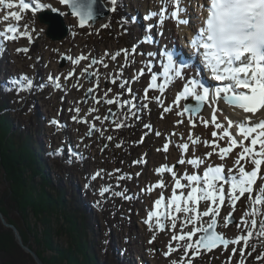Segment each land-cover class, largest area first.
Here are the masks:
<instances>
[{"label":"rangeland","instance_id":"rangeland-1","mask_svg":"<svg viewBox=\"0 0 264 264\" xmlns=\"http://www.w3.org/2000/svg\"><path fill=\"white\" fill-rule=\"evenodd\" d=\"M42 1L48 2L50 0ZM105 1L109 4L111 0ZM8 4L13 5L11 7V10L7 9ZM62 9L66 10V7L62 6ZM13 12L17 13L20 16L19 20H17L15 16L11 15V13ZM66 23L70 25L72 30L70 38L62 41H51L45 36L40 37V35H43L45 26L39 23L35 12H33L31 8L27 10L23 9L22 7H20V4L16 3V0H4V3H0V30L4 28L5 24L15 25V31H12L11 34L3 37L4 42L5 40L6 42H9L7 43L8 55L5 64H3V71L6 73V70H8L10 74L14 73L15 79H24L26 80V82H31L35 77L36 67L39 68L42 72L47 71L48 75L47 77H45L47 80L54 77V75L56 76L53 79V85H44L46 89L45 92L34 97L38 100V102L37 100L36 102L38 103L40 112H45L48 117L50 115L58 118L60 111H62L66 116L70 111H75L76 108L83 109L84 106L88 109L85 110V113L88 115V112L90 110V115L92 116L94 108H97V106L99 105V102L96 103L95 99L100 96L99 93L96 96L97 91L94 78L91 77L90 81L86 79L83 81L84 83L77 84L79 75L82 73L84 68H80L79 66L75 67L74 72L71 73L73 66L70 65L69 61L66 60L63 65L59 64V62L61 61V57L65 54L67 55L70 52L74 53L76 51H88L84 47L85 37L95 41L98 39L97 42L101 45V47H99L96 52L99 53V56L102 54V44L105 40L111 41L110 45L113 47V49L117 46V48L122 47L124 44L128 46L131 41L128 40L126 35H132V27L130 33H128V31L126 30L127 27L125 26L123 28H118L115 25H111L112 33L114 34L111 37L109 34H107V27L105 28V30L103 29L106 25H104L103 28L97 27V25L90 27V29L79 28L76 18L74 17H67ZM29 34L31 37L30 39ZM100 34L102 35L100 36ZM97 36H100V38H96ZM102 37L106 39H103ZM6 42L2 43L6 44ZM91 44H94V42H91ZM23 49H27V51H22ZM37 59H40L39 65L37 64ZM57 81L59 84L61 83V87L58 90L57 85L55 84L57 83ZM90 89V95L87 96V93ZM19 93L21 94H19V96H21L22 99L18 100V103L22 102L23 99L29 97L27 89H23ZM28 105L29 102H27V106ZM23 107H25V105H23ZM180 111V108H178V110H176L177 114L174 116V118H176V123L179 124L180 132L184 131L185 133L187 132L189 136L190 134L193 135H191L193 139L192 143H194L193 148L198 153V155L202 154V156L205 158L206 165L222 164L225 167L227 176L230 177H234V175H236V177L240 176V165H242L245 170L249 172L255 167V165L251 163V161L252 159H258V156H255L252 153V155L246 154L245 158L240 161V165L235 164V161L241 154H243V148L231 146V140L227 137L224 138L223 136H221V134L213 136L212 133L215 132V130H213L212 127H214V125H210L211 122H209L207 119H203V112L201 117L191 118V121L187 122V120L182 117ZM30 115V113L26 114L25 112H21L19 114L11 113L12 118H14L15 120L19 119L23 122H28L30 120ZM69 115H71V112ZM66 119L69 122V118ZM204 121H207L209 123L205 124ZM97 124H100V122H97ZM218 124L225 131L227 130L221 120H219ZM41 125L42 130L40 136H42V138L46 141L49 131L45 128V123L42 122ZM75 125L76 124L68 125V133L71 137L74 132H77V128H75ZM80 128H78V133L82 132L84 134H89L90 128L87 125H80ZM170 128V126H165L163 128V131L168 132L173 129V127L171 129ZM54 140H56L55 143L57 146L62 141L59 136ZM86 140L90 144L92 151V160L90 163H87V172L92 174L93 170L106 167L105 170H101L102 178L97 180V182L101 183L97 185L98 187L107 185V187H109L112 191V196L114 197L113 206L117 212L115 220L119 222L113 231V244L116 245V247L123 249L124 251H126L127 249V258L130 256L129 249H132L133 251H135L133 253V256L138 259V263L142 258L149 261L151 264L153 262L155 264L253 263L252 257L245 255L244 242L248 239L247 234L252 233L253 229L254 232L260 231L259 224L261 222V216L256 215L254 203L262 204L260 208L262 212H264V163H262L260 169L258 170L257 180L251 186L252 191L246 192L243 196H239L238 187L234 190L228 180H212L211 183L213 187L210 189V191L216 194V202L213 203V201L211 200H204L203 198H200L193 201H186V199L184 200V202L176 204L174 203L172 205V211L168 213L166 227L162 230L160 229V218L157 222L155 221L156 223H153L151 221L146 223L145 221L147 212L153 208L154 203L157 200L161 199L158 193L163 191L168 192L170 186H168V184H165L163 186H160L159 190H156L152 189L151 186H143V182H141L142 178H140L139 180L135 178H132L133 180H125L123 172L129 175L131 172H137L140 169V166L135 165L125 166V168L121 167L123 171L121 169H118L117 167H114L113 163L116 152L115 147L112 148L111 145H108V149L103 152L102 143L104 141L102 139V134L95 129L92 132V135ZM208 140L213 141L215 145L213 147L208 146ZM76 141H78V139H76ZM246 142L250 144V138L247 139ZM196 145H198L197 148H195ZM225 145H228L231 148V151L228 152L227 155H224L223 158H221L222 153L220 152V149ZM46 146L48 148V145L43 143L42 147ZM199 146H201L200 149ZM255 147L257 150L259 149L258 147H260V145L257 144ZM138 149L139 151L135 152V154L133 155L134 158L137 159L146 158L151 150L148 145H146L145 147H140ZM109 150H112L111 161L109 158ZM174 151L175 150L172 149L171 153H173ZM208 153H211V155H208ZM161 156L163 157V155ZM160 161L162 160H158V162ZM102 164H104V166H102ZM107 167L109 168V170H107ZM51 171L54 174L58 172L54 167H52ZM149 171H147L146 174V185H148L151 180L156 178V175L153 173L152 168L149 169ZM75 174L76 175L74 176L76 186L78 187V189H84L83 183L80 184L79 182V180L83 178L81 176L82 174ZM221 186L223 187L224 192L223 204H220L219 202V192L217 191V189H219ZM193 187L194 185L191 183H183L182 189L180 191L185 194L184 196H187ZM146 189H151V191H147ZM98 190L99 189H95V192L90 194L88 201L93 203L94 205H97L95 207L93 206V208L96 210V212L93 210L94 220H96L94 224L96 236L94 237V241L97 242L99 246L100 244H107V239L105 237L106 234L103 232L105 223L103 220V213L99 210L101 206V201H99L101 195L99 194ZM135 190L140 191L141 193L137 198L134 199L135 202L134 204H132L131 200H129V193L132 191L131 193L134 194V192H137ZM204 191L205 189L201 187L196 196L200 197L201 193ZM171 193L172 190L166 195L168 196ZM232 196H239V199L233 201ZM257 200H259L260 202L258 203ZM103 205L109 206L107 203H104ZM177 205H179L181 209H183L184 207H188L192 209V211L177 212ZM209 207L216 209L218 214H210L209 216H204V211H206ZM129 208H132L131 210L133 211L129 210ZM108 210L109 208L107 207V211ZM226 217L228 218L227 221L225 220ZM214 220L216 222V231L218 233L223 235V237L228 239L229 241L238 242L229 243L227 248L221 245L211 251H204L203 249L199 248L196 241L199 239L201 231L209 224H211ZM251 220L256 221L255 225ZM0 222L2 223L1 219ZM190 232L193 233L191 237L188 236V233ZM181 237L184 238L181 239ZM257 238L259 239V245L264 246V234L260 233ZM189 244L192 245L191 248L188 247ZM127 245L129 246L128 248L126 247ZM233 249H235V251H233ZM203 252H206L207 254H204ZM99 254H101L100 248ZM120 255L121 257H123L124 254L121 253Z\"/></svg>","mask_w":264,"mask_h":264},{"label":"trees","instance_id":"trees-1","mask_svg":"<svg viewBox=\"0 0 264 264\" xmlns=\"http://www.w3.org/2000/svg\"><path fill=\"white\" fill-rule=\"evenodd\" d=\"M112 17L120 19L116 13ZM3 62L0 57V71ZM19 88L18 82L0 83V110L13 105ZM28 102L23 111L31 114L28 122L15 121L8 112L0 114V211L45 264H123L110 244L111 227L118 225L117 212L104 203L97 208L103 213L104 233L109 240L98 246L94 241V205L87 201V195L80 192L72 177L51 171L49 154L39 137L41 118L33 96ZM256 211L261 216L260 231L253 229L247 234L244 251L252 257V264H264V246L259 245L257 238L264 234V212L260 206ZM0 264H36L31 254L22 249L12 229L1 222Z\"/></svg>","mask_w":264,"mask_h":264},{"label":"snow or ice","instance_id":"snow-or-ice-1","mask_svg":"<svg viewBox=\"0 0 264 264\" xmlns=\"http://www.w3.org/2000/svg\"><path fill=\"white\" fill-rule=\"evenodd\" d=\"M113 4L116 0H112ZM0 3H4V0H0ZM61 5H66L70 9V14L79 17V26L83 27L84 24L93 19V7L95 0H59ZM164 7L161 8L159 12H150L145 15V20H152L153 17H159V23L163 24L164 21L174 20L178 25H185L190 22V19L184 17L188 16V5L185 4V0H162ZM190 4V0H188ZM32 5V11L35 12L39 9L49 8L53 12L58 10L52 8L51 5H45L41 0H20V7L27 10ZM174 5V10L169 11V6ZM9 8L13 5L8 4ZM201 12L206 10V18L201 19L199 27L195 30L193 38L189 42L190 45L198 52L201 53L202 58L207 67L210 69L211 74L217 81H228L224 87H217L215 89V94L220 96L221 93H225L223 99L229 101L231 104L238 106L243 110L246 115L242 118L243 123L239 126V131L241 136L245 139L251 140V146H243V154L235 161L236 165H240V161L245 158L246 154L252 153L255 156H264V119H259V116H264V0H206L205 4H199ZM67 13L58 12V15L64 16ZM12 16H15L17 20L20 16L13 12ZM7 18V17H6ZM155 27L154 24L149 23L147 25L148 35L144 37L145 42L154 43V38L150 35L151 29ZM9 31H15L14 28L10 27ZM163 36V32L158 33ZM29 34V39H30ZM19 51V50H18ZM22 51H27L23 49ZM167 59L170 63H175L173 60V54L171 52H165ZM151 55V53H149ZM84 58V57H81ZM115 59V56L112 57ZM78 62V61H77ZM175 75L179 77L181 72L179 69L176 70ZM155 79V77H153ZM151 87V85H150ZM203 89V95L197 94L196 98L200 101L206 100L209 96L210 89L199 85ZM91 91V89L89 90ZM129 91H131L129 89ZM185 93L191 94V89L188 85L184 86L183 92L177 96V101L181 98V95ZM231 93V95H227ZM109 104L114 103L113 100H108ZM126 103V101H125ZM168 111V109H165ZM215 112L213 113V121H215ZM75 119V117L73 118ZM56 123V121H53ZM207 124V121H204ZM229 124L232 121L229 120ZM247 124V126H245ZM122 125L117 124V127ZM220 127L219 124L216 125ZM225 136L230 134L225 131ZM159 135V133H157ZM213 136L217 133L213 132ZM110 140L111 137H108ZM231 146H237L238 140L233 138L230 141ZM260 145L259 151L256 150V145ZM119 146V145H118ZM184 149L188 148L187 144L182 145ZM164 150L167 151V144L164 145ZM231 151V148H221L222 153L221 158L227 155ZM211 155V153H208ZM135 163V162H134ZM179 163H185L184 160H180ZM189 164H197L196 159L188 160ZM251 163L255 167L249 172L240 165L239 173L240 176L237 178L236 182L232 184L233 189H239V196H243L246 192L252 191V185L258 178V170L260 169L262 163L261 159H252ZM171 171V169H168ZM160 169H157L159 172ZM223 169L220 166L209 168L204 173V181L207 188L201 193L200 197L195 196L198 189L193 187L188 193V200L193 201L200 198L204 200H211L213 203L216 202V194L214 192L208 191L213 187L209 180V173H213L211 179L216 180L221 176ZM173 176L175 173L173 172ZM189 181H197L199 177L197 176H187ZM157 186H163V181H160ZM176 187H182L180 181L176 180ZM151 191V189H146ZM219 192V202L224 203V192L221 186L217 189ZM239 196H232L233 201L239 199ZM259 203L260 201L257 200ZM159 205L160 201L155 202ZM234 206V205H233ZM176 211L191 212L192 209L184 207L181 209L179 205L176 207ZM204 216L217 215L216 209L209 207L204 211ZM152 213H149L148 223L151 221ZM227 217L225 220L227 221ZM254 225L256 221L252 222ZM215 224L208 225V229H204L207 232ZM227 226V224H226ZM193 233H188L191 237ZM184 237H181L183 239ZM217 241L224 245L225 248L228 247L229 243H235L238 241H229L223 236H201L196 243L198 245H204L207 250H211L217 246ZM189 248L192 247L191 244L188 245ZM235 251V249H233Z\"/></svg>","mask_w":264,"mask_h":264},{"label":"water","instance_id":"water-1","mask_svg":"<svg viewBox=\"0 0 264 264\" xmlns=\"http://www.w3.org/2000/svg\"><path fill=\"white\" fill-rule=\"evenodd\" d=\"M59 1V0H58ZM66 7V15L64 16H60L58 15V12H61L60 10H58L57 12H53L51 11V9L48 8H44L42 10H40L37 13V18L39 20V22L43 23L46 25L45 28V35L52 41H60L63 40L69 33V26L67 25L66 21H65V17H74L77 19V23L79 26V17L78 16H73L70 14V9H68V7L66 5H62ZM93 7V19L88 20L83 27H87V26H94L96 25L98 22L104 20L106 17H108L111 13V9L110 7L107 5V3L104 0H95V3L92 5ZM80 27V26H79ZM66 61V58L63 56L61 59V65H63ZM87 79L90 81L91 80V74L89 73L87 76ZM90 95V91L87 93V96ZM227 95H231L227 94ZM224 97V96H223ZM222 97V98H223ZM224 100V99H223ZM226 103L231 104L229 101L224 100ZM234 105V104H231ZM203 107V102L202 101H189L187 103H185V112L186 113H192L193 115H197L201 109ZM115 111H109L108 113V118L111 119V121H113V115H114ZM93 130L90 131L89 134L92 133ZM163 220H165V213H163L162 215ZM0 219L2 221V223L8 227L11 228L16 239L18 240L19 244L21 245V247L29 252L32 257L34 258L35 262L37 264H44L43 261L41 260V258L39 257V255L37 254V252L35 250H33L32 248H30L27 244H25L22 240V237L17 229V227L8 222L5 217L3 216L2 212L0 211ZM215 221V220H214ZM213 223V222H212ZM211 223V224H212ZM165 226L164 224H162L161 229H164ZM205 229H208V227H206ZM213 234L217 235V236H222L221 234H219L216 231V222L214 224V226L209 229L207 232H205L204 230L201 232V236H213ZM199 237V238H200ZM223 245L221 244L219 241H217V246ZM224 246V245H223ZM200 249H205L207 250L204 245H199ZM211 248V250L215 249ZM210 251V250H207Z\"/></svg>","mask_w":264,"mask_h":264},{"label":"bare ground","instance_id":"bare-ground-1","mask_svg":"<svg viewBox=\"0 0 264 264\" xmlns=\"http://www.w3.org/2000/svg\"><path fill=\"white\" fill-rule=\"evenodd\" d=\"M197 1H196V3H197ZM174 7L175 6L173 5L172 10H174ZM192 16L188 15V18H190V20H192L194 18V16L193 17ZM184 18L187 19V17H184ZM185 27H186L185 25H178L177 24L176 31L179 33V37H177V38H179L180 43L185 44V46L187 47V39H186L187 30H186ZM227 83H228V81L227 82L217 81L214 78V81L212 82L211 87H210V92H209V96H208L209 98L207 100L208 106H205L204 111H203V114H204L203 115V119H207L209 122H211L210 125H214V127H212V128H213V130H215V132L217 131L216 132L217 134H221V136H223L224 138L227 137L230 140L233 139V138L237 139L238 140L237 147H240L241 145L247 146L246 139L243 136H241V134H240L239 126H240L241 123H243L242 118L244 116H246V115H251V114H245L243 112V110L240 109L236 105H230V104L225 103L222 100V98H221L225 93H221L220 96H217L215 94V89L217 87H224ZM182 104L183 103H181V104H179L177 106H180ZM214 112H215V117H216L215 121H213V113ZM257 116H258L259 119H264V116H259V114H257ZM219 120H221L224 123V126L227 129L226 131L230 134L229 136H225V134H224L225 130L221 126L220 127L216 126L218 124ZM229 120L232 121L231 125L229 124ZM245 126H247V124ZM187 129H189V128H187ZM179 131H180V129H179ZM190 135H192V134H190ZM239 150H241V149H239ZM235 151H237V150H235ZM260 159L263 161L264 160V156H260ZM219 166L221 167V165H219ZM212 168L214 169V167H212ZM212 175H213V173H209L210 182H211ZM205 186L207 188L206 184H205ZM207 190L210 191V189H207ZM186 199H188V197L184 198L183 201L186 200ZM161 202H162L161 203L162 206H164L165 208L167 207L169 210H171L172 201H170L169 199H167V200L166 199H164V200L162 199ZM152 217H153L152 218L153 222H155L157 220V217H158V211H157L156 208L154 209V211L152 213ZM152 264H155V263L153 262Z\"/></svg>","mask_w":264,"mask_h":264}]
</instances>
